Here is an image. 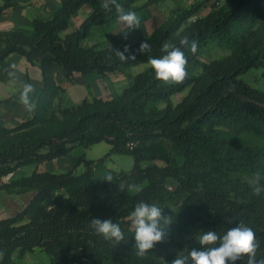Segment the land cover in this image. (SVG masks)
Listing matches in <instances>:
<instances>
[{
	"label": "trees",
	"instance_id": "16d2710c",
	"mask_svg": "<svg viewBox=\"0 0 264 264\" xmlns=\"http://www.w3.org/2000/svg\"><path fill=\"white\" fill-rule=\"evenodd\" d=\"M143 0H117L125 12L138 11ZM143 7L166 0H144ZM104 0H63L51 19H34L33 31L0 32V65L11 55L24 56L42 71V86L32 115L8 127L0 120V180L19 169L68 156L78 148L106 142L109 152L99 160L82 156L66 172L34 170L3 182L10 195L29 194L22 210L0 219V264H18L16 256L41 249L48 264H171L177 254L202 250L185 229L223 235L243 222L260 240L257 259L264 258V194L255 196L248 180L264 176V145L248 144L245 135L264 139V88L242 76L253 69L264 78V0H203L174 8L148 36L122 38L85 46L94 27L115 25L118 13L102 8ZM7 0L0 14L15 6ZM85 5L92 13L79 30L64 34ZM202 10H208L202 15ZM198 41L195 54L184 48L188 77L181 84L155 78L149 57H160L165 42L179 46L181 36ZM147 41L151 51H138ZM135 60L122 62L112 49ZM212 46L229 54L210 61ZM147 65L123 92L113 98L84 99L64 105L67 80L76 74L125 72ZM188 90L177 104L173 97ZM113 155L134 158L131 170H110L113 181L95 174V164ZM121 182L133 185L119 191ZM264 183V181H262ZM65 197L67 199H65ZM155 203L171 217L169 235L145 256L136 255L129 214L137 202ZM112 219L126 242L114 246L90 226L91 219ZM246 257L235 264H246ZM191 264V262H189ZM231 264V262H229Z\"/></svg>",
	"mask_w": 264,
	"mask_h": 264
},
{
	"label": "crops",
	"instance_id": "0c3cea01",
	"mask_svg": "<svg viewBox=\"0 0 264 264\" xmlns=\"http://www.w3.org/2000/svg\"><path fill=\"white\" fill-rule=\"evenodd\" d=\"M6 1L7 0H0V7L3 6ZM62 1L63 0H13L16 5L6 9L2 14H0V32L19 30L25 33H31L33 31V20L51 19L57 9L60 7ZM91 13V6L85 5L84 7H82L78 14L71 20L70 26L68 30L64 32V34H69L79 30L82 23L89 17ZM143 24L148 31L151 30L145 36L150 35L154 31V29L159 26L157 25L153 27L150 18L140 24L139 28H143ZM134 30H130L128 31V33H131ZM124 31L125 29L122 27L120 22L109 27H94L91 30L90 36L83 41V44L85 46L94 45L96 42L92 43L93 37H96L99 41H105L107 39L106 37H108L109 39L114 38V41H119L122 38H125V33H123ZM137 38L129 39L128 35L126 37V39L130 41ZM146 66L147 65H140L133 67L125 72L110 73L106 76H100L95 73L88 75L76 74L73 80H67L64 77L63 72L58 71V76L64 83V86L66 88L64 94H62L61 96V103L64 105H78L84 99L92 100L95 97L103 99L116 97L120 95L123 90L133 82L134 77L139 72L143 71ZM24 84H31L34 89V91L29 94L30 102L32 105L30 108L25 107L20 102V94L23 91ZM41 86V69L38 66L32 65L22 55H11L2 65H0V120L6 126L13 127L22 123L24 120L30 117L32 115V111L37 99V93ZM184 97H182V99ZM102 143L104 145L100 147V152H98V154H88L87 151L91 147H78L74 149L70 155L44 164H55L57 166H60V168H63V170L61 171L65 172L66 170H64V168L68 169V165H71L72 163L73 165L76 164L74 163L76 158L77 161L80 160L82 156H84L88 160L100 159L102 157L100 155L108 152L110 149V145L108 143ZM71 156L73 157L71 158ZM67 158L71 159L65 161L67 160ZM113 158H115V155L111 156L110 160L103 162L102 166L104 170L102 171V176L100 177L105 176L110 170L121 171V169L118 168L120 166L110 165L108 163L110 161L113 162ZM31 166L21 168L14 174L8 176L3 180H0V186L3 184V182H9L14 178L29 175L34 170L38 169V167H34L33 170H31L29 173H26L25 171L27 170L25 169H28ZM38 170L45 171L41 170L40 168ZM48 171L60 173L58 169ZM29 199V194L10 195L4 190H0V219L9 218L15 215L17 212L25 208Z\"/></svg>",
	"mask_w": 264,
	"mask_h": 264
},
{
	"label": "clouds",
	"instance_id": "9594fccd",
	"mask_svg": "<svg viewBox=\"0 0 264 264\" xmlns=\"http://www.w3.org/2000/svg\"><path fill=\"white\" fill-rule=\"evenodd\" d=\"M115 7L118 16L117 20L125 29V38L130 30L139 28L140 17L134 11L125 12L123 6L117 0H104L102 8L106 12H111ZM184 48L189 49L192 54L197 52L198 41L189 36L179 38V46L172 42H165L161 51L164 53L160 57H149L148 62L155 72V78L165 84H181L188 77L186 66L188 64ZM116 57L122 62L135 60V55L126 56L129 46L125 45L123 51L112 49ZM138 51L147 53L151 51V46L144 41L140 44ZM34 91L31 84H24L20 94V102L30 108L29 94ZM107 182L113 181V176L107 174L104 179ZM264 176L254 174L249 180V186L255 196L264 194ZM118 186L119 191L124 192L126 188L131 190L133 185H126L121 182ZM65 199H67L65 197ZM128 220L134 232V247L136 255L143 257L155 248L158 243H163L167 239L168 228L173 220L163 214V208L155 203L139 201L135 204L134 210L129 214ZM90 226L98 235L105 240L113 243L114 246L126 242V237L118 223L112 219H91ZM202 250L191 249L187 255L177 254L171 264H235L246 257V264H264V258L257 259V252L260 248V240L252 228L240 222L238 226L230 228L222 236L216 231H201L197 235ZM2 256V253H0Z\"/></svg>",
	"mask_w": 264,
	"mask_h": 264
},
{
	"label": "rangeland",
	"instance_id": "374dc122",
	"mask_svg": "<svg viewBox=\"0 0 264 264\" xmlns=\"http://www.w3.org/2000/svg\"><path fill=\"white\" fill-rule=\"evenodd\" d=\"M203 0H167L164 3L158 4V5H153L149 8L147 7H143L145 1H140L138 2L136 5L138 7H141L138 11H136L135 13L138 15V17H140V24H142L143 22H145L147 19H151L153 27L160 25L162 22H164L166 20V18L170 15L171 11L179 6H185L188 7L191 4L195 3V2H200ZM208 10H202L200 13L202 15L206 14ZM146 25V24H145ZM151 31V30H150ZM148 31L144 24H143V28H137L134 31H132L131 33L129 32L128 38L129 39H134L137 37H141V36H145ZM107 39L105 41H99L96 37L92 38V43L96 42L95 44L98 43H103L104 45L109 44L111 42L114 41V38L109 39L108 37H106ZM116 40V39H115ZM229 54V51L227 50H222L219 49L215 46H212L208 51H206L205 55H204V60L205 61H210V60H214V59H219L222 58L226 55ZM262 70H258V69H253L251 71H249L247 74L243 75L242 78L248 82L250 85H252L253 87L256 88H260L263 89L264 88V78L262 76ZM185 94H188V90L179 93L177 96L173 97V102L175 104H177L180 100H182V97L185 96ZM244 140H246V142H248V144H263L264 145V139L263 138H259L257 136H253V135H245ZM102 145H104L103 143L97 144L92 146L90 149H88L87 153L88 154H98V152H100V147H102ZM109 152V151H108ZM108 152L103 153L102 157H104ZM97 156V155H96ZM73 156H71L72 158ZM101 157V158H102ZM71 158H67L68 161ZM99 160V159H98ZM110 160V157L107 158L105 161ZM104 161V162H105ZM79 160L77 161V158L75 159L76 163L75 165H73V163L71 165H68L69 168L66 169L64 168V170H71L74 167H76L78 165ZM110 165H118L120 167L121 170H125V171H129L133 168L134 166V158L132 156H123V155H115V158H113V162L110 161L108 162ZM103 162H97L95 164V174L97 177L102 176V171L104 170L103 166H102ZM41 166V167H40ZM34 167H38V169L40 168L41 170H55L58 169L60 171V173L62 172L61 170H63V168H60V166L57 165H53V164H43V165H39V166H31L30 168H26L25 171L26 173H29L31 170L34 169ZM58 167V168H57ZM85 169L84 165H78L76 171L77 172H81ZM65 171V172H66ZM200 233V225L197 224L195 226H189L185 229L184 232V239H190V238H195L197 239V235ZM16 260L18 264H48L49 263V256L47 255L46 252H44L41 249H36L33 252H29L23 256H16Z\"/></svg>",
	"mask_w": 264,
	"mask_h": 264
}]
</instances>
